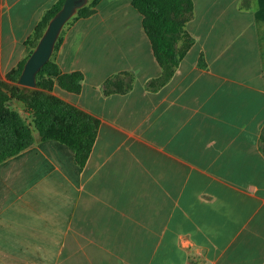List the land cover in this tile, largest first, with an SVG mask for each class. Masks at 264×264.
Masks as SVG:
<instances>
[{
    "label": "crops",
    "instance_id": "obj_1",
    "mask_svg": "<svg viewBox=\"0 0 264 264\" xmlns=\"http://www.w3.org/2000/svg\"><path fill=\"white\" fill-rule=\"evenodd\" d=\"M58 1L0 0V80ZM72 18L51 60L81 89L53 78L48 92L99 120L96 141L80 166L33 131L0 162V264H264V0H193L157 88L133 0ZM108 80L131 87L107 93Z\"/></svg>",
    "mask_w": 264,
    "mask_h": 264
},
{
    "label": "trees",
    "instance_id": "obj_2",
    "mask_svg": "<svg viewBox=\"0 0 264 264\" xmlns=\"http://www.w3.org/2000/svg\"><path fill=\"white\" fill-rule=\"evenodd\" d=\"M100 0H92L77 11L72 19L88 17L96 10ZM65 0H59L47 13L35 32V39L27 41L31 52L43 35L51 18L62 8ZM134 7L144 16V27L150 38L155 56L163 68L161 77L148 85L157 88L164 84L174 73L185 48H178V43L185 33V24L193 10V0H133ZM60 38L56 43L59 45ZM190 40L186 48L190 46ZM28 57L21 61L16 69L8 72L7 81L0 80V162L17 155L35 142L33 131H38L40 140H56L75 153V160L84 166L90 156L99 128V120L61 98L50 94L53 78L59 85L71 92L81 89L83 74L73 72L61 74L56 63L51 59L37 75V88L17 84ZM106 92H124L130 83L113 82L105 84ZM18 100L25 105L32 121L28 123L17 110L8 107L11 100Z\"/></svg>",
    "mask_w": 264,
    "mask_h": 264
},
{
    "label": "water",
    "instance_id": "obj_3",
    "mask_svg": "<svg viewBox=\"0 0 264 264\" xmlns=\"http://www.w3.org/2000/svg\"><path fill=\"white\" fill-rule=\"evenodd\" d=\"M89 0H65L62 8L52 17L36 47L26 60L17 84L28 88L37 87V75L51 59L57 40L64 26L86 6Z\"/></svg>",
    "mask_w": 264,
    "mask_h": 264
},
{
    "label": "rangeland",
    "instance_id": "obj_4",
    "mask_svg": "<svg viewBox=\"0 0 264 264\" xmlns=\"http://www.w3.org/2000/svg\"><path fill=\"white\" fill-rule=\"evenodd\" d=\"M90 2H92V0H89L88 1V3L87 4H89ZM75 16V15H74ZM30 89H34V88H30ZM14 103H15V105L14 104H11V106L12 107H14L15 109H17L18 111H20V112H23V105L20 103V101H15L14 100ZM14 105V106H13ZM26 113L24 114V118L26 119V121L28 122V123H31V121H32V118H31V115L30 114H28L27 113V111H25ZM34 133L37 135L38 134V132L34 129Z\"/></svg>",
    "mask_w": 264,
    "mask_h": 264
}]
</instances>
